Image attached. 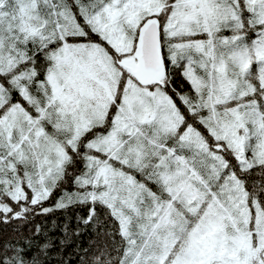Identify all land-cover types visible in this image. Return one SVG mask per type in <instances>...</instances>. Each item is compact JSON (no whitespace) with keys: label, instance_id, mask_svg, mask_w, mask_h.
<instances>
[{"label":"snow or ice","instance_id":"obj_1","mask_svg":"<svg viewBox=\"0 0 264 264\" xmlns=\"http://www.w3.org/2000/svg\"><path fill=\"white\" fill-rule=\"evenodd\" d=\"M0 264H264V0H0Z\"/></svg>","mask_w":264,"mask_h":264}]
</instances>
